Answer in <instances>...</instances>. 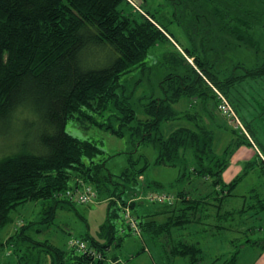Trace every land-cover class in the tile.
Segmentation results:
<instances>
[{
    "label": "trees",
    "instance_id": "obj_1",
    "mask_svg": "<svg viewBox=\"0 0 264 264\" xmlns=\"http://www.w3.org/2000/svg\"><path fill=\"white\" fill-rule=\"evenodd\" d=\"M129 1L0 0V134L20 124L26 134L15 152L0 158V229L12 223V213L21 205L55 199L56 193L69 187L73 176L84 178L110 206L116 205L114 211L109 206L108 225L99 233L103 241L84 237L104 259L76 251L66 256L65 251L54 247L57 264H88L93 260L103 264L114 242L120 248L125 238L133 236L128 233L117 238V223H112L120 216L117 204H124L126 197L152 190L185 198L183 186L176 188L172 183L166 187L157 180H146L152 164L138 153L142 144L156 146V165L182 169L181 180L190 178L191 172L210 179L213 191L209 199L220 194L215 191L219 189L228 191V197L235 196L232 192L242 175L225 184L223 172L238 147L250 143L221 112L217 113L215 90L229 99L250 135L255 122L264 126V59L253 61L250 67L222 69L209 49L200 50L195 42L179 43L180 38L169 25L157 20L156 13L142 12L144 0H133L138 4L136 10ZM235 19L248 27L232 28L233 34L251 39L246 32L252 30L251 21ZM167 44L172 50L159 54ZM182 102L188 105L186 112L177 108ZM180 120L187 125L166 136L163 125ZM68 121L90 123L117 138L130 139L134 145L130 154L137 152V158L129 160L121 172L113 173L102 157L104 150L95 141L67 132ZM216 138L223 145L220 153L215 150ZM110 185H114L113 190ZM183 203L192 204V200L184 199ZM138 207L133 206V210L139 212ZM167 207L166 213L175 208ZM245 208L255 222L261 207ZM57 210V203L46 204L43 223H52ZM184 217L159 223L144 215L138 225L144 236L157 239L172 226H183L188 221ZM255 224L248 231L255 230ZM21 231L15 239L25 237ZM4 245L0 239V249ZM202 245L181 242L176 255L190 257L189 264L198 259L203 262ZM238 250L228 261L224 255H217L211 264H240Z\"/></svg>",
    "mask_w": 264,
    "mask_h": 264
},
{
    "label": "rangeland",
    "instance_id": "obj_2",
    "mask_svg": "<svg viewBox=\"0 0 264 264\" xmlns=\"http://www.w3.org/2000/svg\"><path fill=\"white\" fill-rule=\"evenodd\" d=\"M129 2L131 7L136 10L138 4L133 0ZM138 2L140 3V1ZM141 9L142 12L150 10L156 13L157 20L162 24L169 25L171 31L181 39L178 40L179 43L187 45L195 42L199 44L200 50L209 49L212 52V58L220 62L222 69L231 71L236 65L250 67L253 65V61L264 59V1L262 0H144ZM147 12L146 15L148 14ZM236 17L251 21L249 24L252 30L246 31L251 39H239L237 35L233 34L232 28L240 27L245 29L248 27L247 23L236 20ZM155 22L157 23V21ZM219 36L223 40H219ZM236 44L239 46L232 48ZM171 48L167 44L161 48L159 54L164 50H172ZM256 51H259L257 58L255 57ZM152 79L153 83H156L157 79L154 77ZM247 81L249 80L247 79ZM187 107L186 102L177 105V108L184 112H186ZM217 113H220V110ZM244 114L245 112H242V115ZM180 125H187V122L184 120L169 122L163 125L162 130L167 136ZM253 125L252 129L256 140L254 142H257L264 156V126L262 123L256 122ZM23 126V124L18 126L11 125L3 135L0 134V158L15 152L18 141L20 140L21 143L26 138ZM233 128L240 135L247 136L238 125L237 128L234 126ZM2 129L0 128V133ZM66 130L76 137L95 141L104 150L102 157L107 159V167L115 174L121 172L129 165V160H135L138 153H141L152 164L145 174L147 181L154 179L163 183L166 187H170L172 183L176 188L185 187V198H180L175 193L171 194L173 202L167 206L175 208L170 209L168 213L166 212L169 208L165 204L149 198L152 194L164 192L142 190L129 198L126 197L124 204L122 202L119 205L117 204L119 208L121 207L120 216L118 219H112L113 224L117 223V238H121L122 234H132L135 230L138 231V234L125 238L120 248H116L117 242H114L115 245L108 252V257L103 260V264H189L190 257L176 255L181 242L203 244L204 260L201 262L198 259L195 264H211L212 260L217 258V255L221 252L225 256V261H228L234 253H225L241 248V240L244 237L236 232V224L239 221V214L237 213H239L244 203H247L248 206L249 199H246L245 202L241 199L231 200L229 197L232 196H227L228 191H223L219 188V190L215 191L217 193L219 191L220 194L215 195L213 199L211 196L209 199L208 196L213 191L210 179L201 178L191 172L192 176L190 178L181 180L182 169L156 165L158 149L153 143L142 144L138 153L130 154L134 149L130 139L126 137L117 138L90 123L68 121ZM218 141L220 142L221 140L216 138L215 150L220 153L223 145L222 142L219 143ZM248 143L250 144L243 145L246 148L243 152H247V149L249 151L250 149L253 150L257 158L251 162V165H257L255 169L257 173L250 174L244 183L259 189V178H261L262 182L264 180V165L262 164L264 157L250 140ZM243 146L238 147L235 153L239 152ZM119 152H128L129 154H117ZM112 154L114 156L110 158ZM140 180L143 181V178L140 177ZM262 182L260 183L261 185ZM83 184L91 185L84 178L73 176L70 179L69 187L56 193L55 199L27 202L16 209L12 213V223L0 229V239L5 243L0 249V264H21L20 260L24 261L25 264H57L58 254L53 249L54 247L65 251L66 256H68L69 253L74 251L69 248V241L77 238L84 239L88 235L101 239L99 233L102 226L108 225L110 204L97 190V199L91 203H81L76 198L78 192L68 195V191L78 190L79 186ZM113 187L114 185L111 186V190L114 189ZM262 187L264 188L263 185ZM242 190V188L235 190V193H241ZM200 198L204 200L202 203L193 202V200ZM184 199L192 200V204L183 203ZM54 203L58 205L55 220L50 224H45L43 223L45 205H53ZM138 205L142 206L141 210L149 211V214L139 213V210V212L134 211L133 206ZM110 207L113 211L116 209V205ZM150 214L154 216L151 217ZM144 215L146 218H150L149 220L155 218L159 223L167 221L168 218H172L170 222H176L177 218H182V215L188 221L181 227L172 226L167 233L161 234V237L154 239L146 234L144 236L141 231L140 222ZM236 215L238 216L236 217ZM128 216L134 218L136 224L140 226L138 225V228L134 229L129 224ZM250 221L251 219L248 217L244 222L249 224ZM22 227L26 228L21 231ZM232 228L231 233L233 232V235L231 236L237 239L233 243L234 246L228 248L225 242L222 241L220 244L223 247L215 248L216 243L214 239L210 238V232L217 231L216 234L225 236V232ZM20 231L25 234V237L22 239L17 237L15 239ZM199 232H202L201 236ZM12 236L14 239L10 241ZM220 239L223 240L222 238ZM215 240H217L216 237ZM248 262V259H240V264H248ZM88 264L101 263H98V260H93Z\"/></svg>",
    "mask_w": 264,
    "mask_h": 264
},
{
    "label": "crops",
    "instance_id": "obj_3",
    "mask_svg": "<svg viewBox=\"0 0 264 264\" xmlns=\"http://www.w3.org/2000/svg\"><path fill=\"white\" fill-rule=\"evenodd\" d=\"M246 150L245 146H243L239 152L235 153L232 158L230 165L226 168V170L223 172V179L225 184H229L230 182L234 181L237 177L241 176V179L237 182V186L233 190V194L235 196L229 197L231 200L241 199L245 202L246 199H249L248 206H258V211L256 213V216L254 217L256 225L255 230H249L248 228L251 225H254L251 221L249 224L246 222V218L249 217V219H253L251 217V213L247 212L245 213L247 203L242 205L240 208L239 221L237 222L236 226L239 228L236 232L239 233V235H242L244 238L241 240V248H239L238 251H240L239 255V263L240 259H248V264H264V208L262 207V203L264 202V180L261 181V178H259L260 182V188L258 189L255 186L246 185L244 183L245 179L249 177L250 174H256L257 170L256 166L253 168L251 165V162L254 161L256 157L255 153L252 149L250 151L247 149V152H243ZM239 153V155H238ZM263 173V172H262ZM262 175V174H261ZM258 177V175H257ZM262 182V185L260 184ZM243 189L241 193H235V190ZM140 213L142 214H149V211L147 210H141L142 206L138 207ZM233 220V219H232ZM252 223V224H251ZM262 223V224H260ZM257 226L259 228H257ZM200 236L202 232H199ZM215 233V234H214ZM216 232H210V238L214 239V242L216 243L215 248H222L223 246L220 244L222 241L225 242V245L230 248L233 247V232L231 233V230L228 232H225V236H221V234H216ZM241 236V237H242ZM215 237L217 240H215ZM219 238V239H218ZM222 238L223 240H221ZM235 250H232V252L227 251L225 254L234 253ZM219 255H223V253H219ZM218 255V256H219Z\"/></svg>",
    "mask_w": 264,
    "mask_h": 264
},
{
    "label": "built area",
    "instance_id": "obj_4",
    "mask_svg": "<svg viewBox=\"0 0 264 264\" xmlns=\"http://www.w3.org/2000/svg\"><path fill=\"white\" fill-rule=\"evenodd\" d=\"M218 95L219 99V110L223 116H225L230 124L237 128V125L241 130L244 131V133L247 135L249 140L254 144L251 136L249 135L245 125L243 124L240 116L238 115L237 111L227 99V97L221 93L218 90H215ZM78 192L76 198L81 203H91L95 202L97 199V191L96 189L88 184H83L82 186H79L78 190H72L68 191V195H73L74 193ZM151 200H154L159 203H172L173 202V196L168 195L167 193H161V194H152L149 196ZM129 224L133 226L134 229L138 228V225L136 224L134 218L128 216ZM133 232V229H132ZM132 234L137 235L138 231H134ZM69 248L76 251L77 253H80L82 255H90L94 259H102L103 255L101 252H98L96 249L92 248L90 243L85 239L77 238L75 240H71L68 242Z\"/></svg>",
    "mask_w": 264,
    "mask_h": 264
},
{
    "label": "flooded vegetation",
    "instance_id": "obj_5",
    "mask_svg": "<svg viewBox=\"0 0 264 264\" xmlns=\"http://www.w3.org/2000/svg\"><path fill=\"white\" fill-rule=\"evenodd\" d=\"M239 115V114H238ZM259 123V122H258ZM263 124V123H262ZM254 126V125H253ZM251 130L253 131V129L251 128ZM248 131V130H247ZM249 133V135H250V132H248ZM252 133H254V132H252ZM252 133H251V135L250 136H252V137H254L255 135H252ZM251 137V138H252ZM257 139V138H256Z\"/></svg>",
    "mask_w": 264,
    "mask_h": 264
}]
</instances>
